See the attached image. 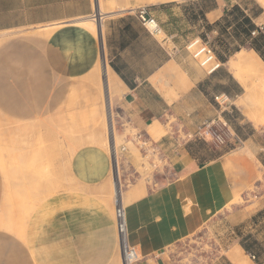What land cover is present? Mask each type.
Returning a JSON list of instances; mask_svg holds the SVG:
<instances>
[{
	"label": "crops",
	"instance_id": "crops-1",
	"mask_svg": "<svg viewBox=\"0 0 264 264\" xmlns=\"http://www.w3.org/2000/svg\"><path fill=\"white\" fill-rule=\"evenodd\" d=\"M100 2L104 11L94 36L79 22L98 12ZM144 7L162 34L154 36L142 25L138 12ZM236 7L254 24L242 36L246 52L264 61L259 0H0V36L29 30L49 34L36 40L0 37V123L11 134V126L34 128L45 118L50 128L83 140L66 161L65 189L35 209L29 262L26 254L13 256L10 237L0 235L7 239L0 244V264H123L111 145L107 150L87 141L98 131L106 104L125 141L135 145V135L143 134L158 142L174 175L123 189L129 242L140 254L133 264H183L173 249L221 213L232 211L234 219L242 216L256 228L264 222V123L255 125L237 104L245 89L229 61L243 49L221 54L216 48L218 41L234 39ZM196 37L215 48L217 57H226L218 58L222 66L211 74L186 48ZM98 63L106 68L107 96L89 78ZM216 96L225 97L227 105L220 107ZM211 120L226 122L239 144L195 137ZM126 147L123 156L134 158ZM253 185L260 189L257 201L239 206L236 200L250 196ZM5 196L0 167V207ZM261 237L253 245L237 243L251 260L255 256L253 264H264ZM207 264L235 263L222 254Z\"/></svg>",
	"mask_w": 264,
	"mask_h": 264
},
{
	"label": "rangeland",
	"instance_id": "rangeland-1",
	"mask_svg": "<svg viewBox=\"0 0 264 264\" xmlns=\"http://www.w3.org/2000/svg\"><path fill=\"white\" fill-rule=\"evenodd\" d=\"M254 7L255 5L253 4V9ZM102 10L104 11L103 7ZM99 13L98 11L95 13L97 14L96 16L93 14L91 17L82 20H92L96 23V26H98L99 18H101V14ZM238 15L237 13L234 17ZM44 34L47 35L46 30H29L3 36H23L34 40L41 36L43 38H48ZM160 38L162 37L160 36ZM241 38L240 35L234 34V39L229 38L226 40L222 39L223 42L218 41L216 48L221 54H226L228 53L227 48L232 50L238 47L241 43ZM226 43L228 46L225 45ZM248 47V45H243L240 49H248ZM236 55L237 53L233 59L237 58ZM231 60L229 61V66L232 70ZM102 72L103 74L105 73L103 65ZM232 72L242 86L244 82L252 83L256 81L255 77L247 70H242L239 75H237L234 70H232ZM95 74H97L96 70H93L90 74V80L92 82H95ZM108 87L105 85L104 89H99L102 92L104 91L103 93L107 96L109 92ZM224 100H226L225 97L220 98V101ZM237 104L241 106L238 101ZM218 105L222 107L223 105H227V103L225 102V104L222 105L218 103ZM105 106L106 108L99 127H106L104 129L106 131L102 128L106 136L101 135V132L98 130L87 136V141L98 143L108 150L110 145L113 147L110 137H112L113 140V134L115 133L118 152L122 145L130 147L131 154L134 158L125 157L119 152V167L117 173L115 164L113 167V174H116L117 182L115 180V184H111V186H115V194H117L118 197L121 192L123 202L126 205L128 202L124 200L128 195L123 191L126 187H132L135 182L144 184L150 181L154 184L160 177H169L172 179L174 175L170 172V167L163 168L164 163L160 162L158 156H150L149 158H151V161H149L148 158L144 157V154L140 151L138 146L133 145L131 142L127 143L124 139V135L119 133L121 128L115 120L116 114L114 110H112L113 108L109 111L107 104ZM241 107L244 114L252 120L247 112L250 109L244 106ZM255 117L258 118V123L252 120L255 125L264 123V111H255ZM46 120L47 119L44 118L39 122H34V128H28L30 125H17V130H15V128L11 126V134H9L10 128L0 123V167L6 180V196L0 207V235L10 237V253L13 256L25 257L26 254L28 262L31 258L28 248V233L30 232V223L35 209L38 205L43 203L47 197L56 193V191L60 192L65 189L64 186L68 182L66 161L69 160L75 146L83 142L82 139L68 136L60 130H57L59 132V134H57L56 128H50L51 126ZM112 120L114 121V131L113 128H111ZM49 123H51V119H49ZM14 131L16 132L14 133ZM127 132H130V129H128ZM92 136L94 139L90 140ZM151 144L152 143H149L148 145L150 146ZM155 144L159 146L158 142H155ZM231 144L237 146L239 143L232 142ZM55 163L58 165H54ZM153 163H155V165H153ZM118 179L121 185H119ZM112 189L114 188L112 187ZM249 193L250 196H246L247 198L239 197L237 199L239 201L243 199L242 202L240 201L239 203V201L236 200L239 206L249 201H257L260 189L258 186H254ZM232 213V211H228L215 216L214 219L208 222L195 235L180 242L173 249L174 254L183 264H207L215 256L222 254L226 255L229 248L237 243H251L253 245V243L257 242L255 237L259 235H262V239L260 240L264 242V222L256 228L253 226L251 220L241 221L243 218L242 216L234 219ZM237 219H239V221ZM4 241L6 243L7 239L0 238V244L4 243Z\"/></svg>",
	"mask_w": 264,
	"mask_h": 264
},
{
	"label": "built area",
	"instance_id": "built-area-1",
	"mask_svg": "<svg viewBox=\"0 0 264 264\" xmlns=\"http://www.w3.org/2000/svg\"><path fill=\"white\" fill-rule=\"evenodd\" d=\"M97 14H95L94 16H96ZM138 16H139V19L142 25L147 29V31L150 34L154 36L162 34V28H161L160 23L148 11L147 7L141 8L138 12ZM257 33H258L257 30L252 31V35H256ZM186 48L191 53L192 57L198 62L199 66L204 68L209 74L221 68L222 62L218 59L215 49L208 42L204 41L203 38L196 37L190 40ZM220 98L222 97L221 96L215 97L216 101L220 105L225 104L226 100L220 101ZM223 127H225L226 130H223L222 129ZM195 137L202 138L205 140H210V141L216 142L221 145L226 144L228 142L239 141L237 136L234 135L229 130L226 122H222L221 125H219L214 120H211L210 122L205 123L195 134ZM113 140H112V144H114V150H115V153H114L115 159L113 160L115 164L116 160L118 162L119 152L120 154L126 153L127 147L126 145L120 146L119 152H118L117 147H115V139ZM133 142L135 143L136 146H138L140 151L144 154V157L149 159V161H151V158H149L150 156H158L160 162L164 163L163 168L170 167L169 159L166 153H164L163 149L160 146H157L155 142H151L148 136H145L143 134H137L135 135ZM149 143H152V144L149 146L148 145ZM153 165H155V163H153ZM118 181L120 182L119 179ZM114 213H115V219H116L117 234H118L120 244H121L123 264H133L140 260V254L138 250L134 246H132L129 242V231H128V223H127L126 206L122 198L118 197L117 194L115 196V212ZM252 258L255 259V256L252 255Z\"/></svg>",
	"mask_w": 264,
	"mask_h": 264
},
{
	"label": "bare ground",
	"instance_id": "bare-ground-1",
	"mask_svg": "<svg viewBox=\"0 0 264 264\" xmlns=\"http://www.w3.org/2000/svg\"><path fill=\"white\" fill-rule=\"evenodd\" d=\"M258 1V0H257ZM263 6H264V0H259ZM166 2V1H165ZM102 2H100V6H99V14H102L101 12H103L102 10ZM94 20V19H93ZM79 25L81 26V28H84L85 30L91 32L92 34H94V36L98 35V29L99 27L96 26V23L92 20H81L79 22ZM44 30V29H43ZM49 30V29H48ZM47 30V31H48ZM39 31V30H38ZM39 33V32H38ZM45 35V34H44ZM49 34L45 35L46 37H48ZM237 58L232 59L231 60V68L232 70H234V72L239 75L241 73L242 70H247L250 74H252L255 77V82L252 83H247L244 82L243 86L245 89V93L239 97V99L237 100L238 103L241 106H244L247 109H250L248 112V114L251 116L252 120L255 123H258V118L255 117V111L256 112H263L264 111V61L262 60V58L254 51H252V53H247L245 49H243L242 51L237 52ZM98 60H99V56H98ZM100 62V61H99ZM104 65V64H103ZM94 71L96 70V73L94 77L95 78V82H91L93 84H95L97 87H99L100 89H104V86L109 85V82H105L106 81V68L104 67V74L102 72V65L100 63H98L96 65V67H94ZM90 74V73H89ZM90 78V76H89ZM86 79V78H85ZM104 92V91H103ZM102 94V93H101ZM104 94V93H103ZM102 94V96H103ZM104 99V98H103ZM112 108V107H111ZM110 113V112H109ZM107 125V124H106ZM103 130L106 127H102L100 126L98 128L99 132H101V135L106 136V133ZM111 128H113L114 131V121L112 120L111 122ZM101 130V131H100ZM93 140L94 137L92 136L90 138V140ZM113 139H115V147L117 145L116 142V135L115 133L113 134ZM107 140V139H106ZM110 140L112 141V137H110ZM114 142V140H113ZM111 152H112V157L113 159H115V150H114V144L113 147L111 146ZM244 159V158H243ZM238 160V159H237ZM240 161V160H239ZM250 163V162H249ZM248 166V165H247ZM248 168V167H247ZM115 170H118V162L116 160L115 162ZM258 170V169H257ZM245 171V170H244ZM239 172H242L239 171ZM249 172V171H248ZM243 173V172H242ZM241 173V174H242ZM246 173V172H245ZM256 173V172H255ZM240 174V173H239ZM250 174V173H249ZM244 175V174H243ZM255 175V174H254ZM249 176V175H248ZM252 176V175H251ZM115 180L117 182L116 179V174H115ZM248 180V179H247ZM259 180V178H258ZM112 181V180H111ZM114 181V180H113ZM119 185L120 182L118 181ZM249 183V182H248ZM182 184V182H181ZM177 186V185H176ZM254 186V185H253ZM252 186V187H253ZM121 187V186H120ZM175 187V186H174ZM178 187V186H177ZM242 193V192H241ZM244 193V192H243ZM238 196V195H237ZM119 197L122 198V194L121 192L119 193ZM235 198V197H234ZM233 198V199H234ZM123 200V198H122ZM239 201V200H237ZM241 202L243 201L240 200ZM239 201V203H240ZM238 203V202H236ZM226 208V207H225ZM186 217V216H185ZM188 218V217H187ZM187 221V219H186ZM169 227V226H168ZM188 236V235H187ZM243 247V246H242ZM239 244H237L234 248L230 249L227 252V255L230 257V259L235 263V264H253L252 260L250 259V257L247 255V253H245L244 249L242 248ZM256 264V263H255Z\"/></svg>",
	"mask_w": 264,
	"mask_h": 264
},
{
	"label": "trees",
	"instance_id": "trees-1",
	"mask_svg": "<svg viewBox=\"0 0 264 264\" xmlns=\"http://www.w3.org/2000/svg\"><path fill=\"white\" fill-rule=\"evenodd\" d=\"M234 10H235L234 11V15L237 14V13L239 14L236 17L233 16V20L235 22H237V30H235V33L234 34L235 35H240V37H242L243 35H245V37H246V36H248L250 34V30H252L254 28V24L252 23L251 19L248 16H246L240 10V8H237L236 7V8H234ZM245 39H244V37H242L240 39V41H241L240 45H245ZM225 45L228 46L227 43ZM252 45H253L252 47H254L256 50H258V46H257L255 40H254V42H252ZM239 49H240V46L238 45L237 48H234L232 50L230 49V51L233 52V51H237ZM231 52H229L228 55H230ZM218 58L222 59L223 61L226 60V57L223 56V55L221 56V55L218 54Z\"/></svg>",
	"mask_w": 264,
	"mask_h": 264
}]
</instances>
